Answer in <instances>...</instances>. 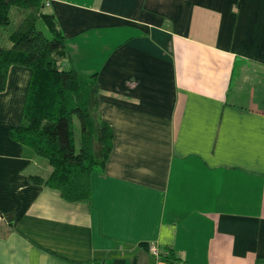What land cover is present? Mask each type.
<instances>
[{
  "label": "crops",
  "instance_id": "obj_1",
  "mask_svg": "<svg viewBox=\"0 0 264 264\" xmlns=\"http://www.w3.org/2000/svg\"><path fill=\"white\" fill-rule=\"evenodd\" d=\"M45 10L75 69L97 73L112 147L87 201L32 183L51 168L9 136L31 77L9 69L0 264L264 263V0H47Z\"/></svg>",
  "mask_w": 264,
  "mask_h": 264
},
{
  "label": "trees",
  "instance_id": "obj_2",
  "mask_svg": "<svg viewBox=\"0 0 264 264\" xmlns=\"http://www.w3.org/2000/svg\"><path fill=\"white\" fill-rule=\"evenodd\" d=\"M46 3L0 0V94L11 67L30 69L21 122L9 136L51 168L47 178L32 177V183L58 191L67 202L87 201L92 176L108 161L112 131L98 114L97 73L85 76L72 65Z\"/></svg>",
  "mask_w": 264,
  "mask_h": 264
},
{
  "label": "built area",
  "instance_id": "obj_3",
  "mask_svg": "<svg viewBox=\"0 0 264 264\" xmlns=\"http://www.w3.org/2000/svg\"><path fill=\"white\" fill-rule=\"evenodd\" d=\"M150 251H151L152 254H154V255H156V256L158 255V251H157L156 247L152 246V247L150 248Z\"/></svg>",
  "mask_w": 264,
  "mask_h": 264
},
{
  "label": "water",
  "instance_id": "obj_4",
  "mask_svg": "<svg viewBox=\"0 0 264 264\" xmlns=\"http://www.w3.org/2000/svg\"><path fill=\"white\" fill-rule=\"evenodd\" d=\"M5 219L8 222L9 226H12V216H7Z\"/></svg>",
  "mask_w": 264,
  "mask_h": 264
},
{
  "label": "rangeland",
  "instance_id": "obj_5",
  "mask_svg": "<svg viewBox=\"0 0 264 264\" xmlns=\"http://www.w3.org/2000/svg\"><path fill=\"white\" fill-rule=\"evenodd\" d=\"M0 34H1V32H0ZM39 160L42 161V162L44 161V160H41V159H39ZM44 163H46V162L44 161ZM46 165H47V164H46Z\"/></svg>",
  "mask_w": 264,
  "mask_h": 264
}]
</instances>
